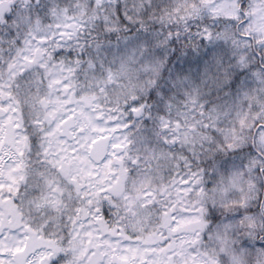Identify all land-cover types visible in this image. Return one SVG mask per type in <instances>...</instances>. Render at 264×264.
Returning a JSON list of instances; mask_svg holds the SVG:
<instances>
[{
  "label": "clouds",
  "instance_id": "1",
  "mask_svg": "<svg viewBox=\"0 0 264 264\" xmlns=\"http://www.w3.org/2000/svg\"><path fill=\"white\" fill-rule=\"evenodd\" d=\"M0 264H264V0H0Z\"/></svg>",
  "mask_w": 264,
  "mask_h": 264
}]
</instances>
